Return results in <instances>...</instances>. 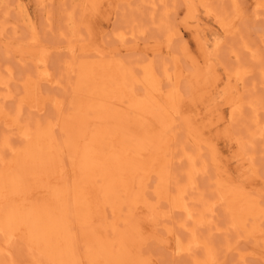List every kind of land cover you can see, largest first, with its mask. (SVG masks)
I'll use <instances>...</instances> for the list:
<instances>
[{"label":"rangeland","instance_id":"374dc122","mask_svg":"<svg viewBox=\"0 0 264 264\" xmlns=\"http://www.w3.org/2000/svg\"><path fill=\"white\" fill-rule=\"evenodd\" d=\"M256 12L251 0H0V264H190V228L214 264H264ZM174 57L179 82L159 65ZM152 62L172 120L126 108L128 93L149 100ZM189 167L188 213H170Z\"/></svg>","mask_w":264,"mask_h":264},{"label":"bare ground","instance_id":"6f19581e","mask_svg":"<svg viewBox=\"0 0 264 264\" xmlns=\"http://www.w3.org/2000/svg\"><path fill=\"white\" fill-rule=\"evenodd\" d=\"M251 5L253 6V7H255V10L258 12V13H264V0H259L258 2H257V0H251ZM22 10V9H21ZM24 10V12H25V9H23ZM22 10V11H23ZM256 12V13H257ZM26 13V12H25ZM27 15V14H26ZM29 16V15H28ZM28 18V17H27ZM70 20V19H69ZM68 20V21H69ZM70 22V21H69ZM28 23V22H27ZM29 23H31V22H29ZM28 23V24H29ZM71 23V22H70ZM27 24V25H28ZM31 25V24H30ZM31 27V26H30ZM73 29V28H72ZM132 31V30H131ZM127 35V33H120V36L118 37V38H120V40H122V39H124V36H126ZM34 40H35V36H33L32 37ZM125 40V39H124ZM170 43V42H169ZM70 49V51L71 52H74V49L72 48V47H70L69 48ZM169 50V49H168ZM167 53H168V51H167ZM170 54V53H169ZM172 62H174V63H172V66H170V67H168V68H166L165 67V64H166V62L164 61L163 63H160L159 65H160V68L162 67V69H163V72H161V73H163L164 75H165V77L166 78H172L173 80H175V81H178L179 82V78H180V75H181V73H180V70H181V68L179 67V64H178V59L176 58V57H174L172 60H171ZM70 65V64H69ZM112 65V64H111ZM114 65V64H113ZM141 65H143V64H141ZM153 62H152V65L149 63V64H145L144 66H143V69H142V71H141V73H142V75H143V79L140 81L141 83H142V85H143V88H144V90H145V93L147 94L146 95V99H147V97H149V102L147 101V103L146 102H144V104H141L140 105V103H143V102H140L141 101V97L140 98H135V96L134 95H130V93H128L129 94V96H128V98L130 99V101H129V103H132V104H134V105H130V104H128V102L126 103V104H128V107H127V105H126V108H128V111H130V112H133V113H137V114H141V115H146V114H148V112H146V110H147V107L149 108L148 110H151L152 109V111H154V110H159L158 108H160V110H161V108H163L164 110L166 109V112H168V117L170 118L171 116V119L170 120H172V118H175V114H173L172 113V115H171V113H170V111L173 109V107L172 106H175V101H174V99H175V94L173 93V87H172V94L171 95H166V98L167 99H169L170 100V102L169 101H167L166 99H164L163 98V96L161 95V87H160V85H161V81H160V78L158 77L159 75H157L156 74V72L157 71H155L154 72V67H153ZM159 65H157L158 67H159ZM115 66V65H114ZM114 66H113V68H114ZM156 67V66H155ZM171 68H173V69H175L176 68V70L174 71L175 73H171V75H170V69ZM154 69V70H153ZM169 69V70H168ZM103 69H101V71H102ZM101 71H99V73H101ZM160 72V71H159ZM97 73V72H96ZM113 73V72H112ZM116 73V72H115ZM48 74V73H47ZM162 74V75H163ZM46 75V74H45ZM97 75V74H96ZM102 74H100V76H101ZM142 75H141V78H142ZM162 75H161V77H162ZM163 75V76H164ZM95 76V75H94ZM110 76V75H109ZM112 76V75H111ZM115 76V75H114ZM113 76V77H114ZM140 77V76H139ZM96 78V77H95ZM108 78V77H107ZM115 78V77H114ZM109 79V78H108ZM110 79H111V77H110ZM109 79V80H110ZM113 79V78H112ZM111 79V80H112ZM95 80V79H94ZM100 80H102L101 79V77H100ZM114 80V79H113ZM119 80L121 81V79H120V77H119ZM173 80H172V82H173ZM106 81H107V79H106ZM139 81V80H138ZM171 81V80H170ZM170 83V82H169ZM177 83V82H176ZM120 84H121V82H120ZM174 84V83H173ZM29 85V84H28ZM116 85H118V84H116ZM123 85V84H122ZM122 85H120V86H122ZM162 86V85H161ZM171 86H173V85H171ZM179 86V85H178ZM104 87H105V85H104ZM103 87V90H104V92H105V88ZM119 85L117 86V89L119 90ZM174 87H176V86H174ZM31 89H33V88H31ZM178 89H179V87H178ZM177 88H176V90L175 91H177L178 90ZM108 90V89H107ZM31 91V90H30ZM122 91L124 92L125 90L124 89H122ZM122 91H120V92H122ZM164 90H163V88H162V92H163ZM169 91V90H168ZM27 92V91H26ZM103 91L101 92L102 94L104 93ZM107 92V91H106ZM108 92H109V95L108 96H110L111 94V92L108 90ZM115 92V91H114ZM115 93H117V91L115 92ZM118 93H119V91H118ZM108 94V93H107ZM121 94V93H120ZM124 94V93H123ZM127 94V93H126ZM163 94H165V93H163ZM117 95V94H116ZM30 96V95H29ZM34 96V95H33ZM113 95H111V97H112ZM126 96V95H125ZM132 96H134V99H136V102H134L135 100L133 99V97ZM144 96V95H143ZM107 98V96H105V94L103 95V99H106ZM123 97V96H122ZM132 97V98H131ZM30 98V97H29ZM28 98V99H29ZM121 98V97H120ZM120 98H117V100L118 99H120ZM126 98V97H125ZM128 98H126V99H128ZM32 99V98H31ZM31 99H30V102H31ZM33 99H34V97H33ZM107 99H110V98H107ZM145 99V100H146ZM111 100V99H110ZM123 99H120V101H122ZM131 100H132V102H131ZM34 101V103L36 102L35 100H33ZM103 101V100H102ZM106 100H104V102H105ZM109 101V100H108ZM174 101V102H173ZM26 103V105H29V104H31L30 102H29V104H27V102L28 101H25ZM107 102V101H106ZM137 102H140V103H137ZM33 103V104H34ZM149 103H150V106H151V109H150V106H149ZM38 104V103H37ZM136 104V105H135ZM174 104V105H173ZM42 105V104H41ZM31 106V105H30ZM133 106V107H132ZM35 107H36V105H35ZM32 108V107H31ZM173 112H175V110H173ZM6 116V115H5ZM174 116V117H173ZM3 118V117H2ZM5 118V117H4ZM1 119V118H0ZM6 119V118H5ZM8 119V118H7ZM174 123V122H173ZM15 129V128H14ZM25 133V132H24ZM24 136H27V134H25ZM4 142V143H3ZM3 142H1L0 141V143H1V145H0V149L1 148H3V147H7V148H10L11 146H10V141H3ZM3 143V144H2ZM12 150V149H11ZM5 152V151H4ZM2 152L0 151V162H2L3 161V157H2ZM144 154V153H143ZM185 156H186V154H185ZM185 158V157H184ZM119 159V158H118ZM185 159H188V158H185ZM122 162H123V160H122ZM190 162H191V160H190ZM9 163V162H8ZM126 163V162H125ZM191 166H192V164H191ZM130 168V167H129ZM143 169H145V168H143ZM196 169V168H195ZM193 170H194V168L193 167H189V169H186V171L185 172H187L188 173V180L187 181H185L184 183H185V185L183 184H180L178 181H175V190H174V193L173 194H171V195H169V196H171V198L170 199H172V203H170V201H169V204H168V208H169V212L170 213H172L174 210H181V211H185L184 212V214H186V211H187V213H188V209H187V205H186V200H185V197H183V194H184V192H186L185 190L187 189V187H189V189H191V188H193L194 189V180H193V175H194V173H193ZM159 171V170H158ZM186 174V173H185ZM186 177V176H185ZM173 184V183H172ZM223 191V190H222ZM203 192V191H202ZM226 193V192H225ZM235 196H237V195H235ZM64 197V196H63ZM87 199V198H86ZM60 200V199H59ZM88 200H90V199H88ZM86 203V202H85ZM88 203V202H87ZM194 203H196V201L194 202ZM51 204V203H50ZM35 206V205H34ZM204 206V204L202 205V207ZM192 209V208H191ZM206 209H207V207H206ZM190 210V209H189ZM66 211V210H65ZM180 212V211H179ZM190 213V215H191V213L193 212H191V211H189ZM197 213H198V211H197ZM201 213V212H200ZM189 214H187V215H189ZM192 214H194V213H192ZM204 215V214H203ZM185 216V215H184ZM207 218V217H206ZM9 220V219H8ZM7 220V221H8ZM200 220H202V217H201V219ZM204 221V220H203ZM14 223H16V222H14ZM184 223V222H183ZM64 224V223H63ZM50 225V224H49ZM183 225V224H182ZM184 226V225H183ZM184 227H186V226H184ZM201 227V226H200ZM50 228H51V226H50ZM51 230V229H50ZM52 230H54V228L52 227ZM189 231H190V235H191V238H190V236H189V240L187 241V243H186V245H184V247H183V249L185 250V252H187V255H188V257L190 258V260H191V263L190 264H214L213 262H215V256H214V254H213V250H212V247H211V242L209 241V239H200V237L199 236H197L198 234H196L195 233V231H194V228H190L189 229ZM55 232H56V230H55ZM18 233V232H17ZM42 233V232H41ZM46 233V232H45ZM50 233V232H49ZM202 234V233H201ZM46 235V234H45ZM58 235H61V233H58ZM187 235H189V233L187 234ZM18 236V235H17ZM47 236H48V234H47ZM42 237V236H41ZM42 238H44V237H42ZM48 238H50V236H48ZM59 238V237H58ZM63 238V237H62ZM46 238H44V240H45ZM60 240H64V238L63 239H61V237H60ZM59 240V241H60ZM46 242L48 241H50V242H52L51 241V239L49 240H45ZM58 241V240H57ZM57 241L55 242V243H53V244H56L57 243ZM62 241L60 242L61 243V245H62ZM66 241V240H65ZM45 244V243H44ZM59 244V243H58ZM52 245V244H51ZM54 246V245H53ZM59 246V245H58ZM51 247V246H50ZM193 247H197V248H199V249H201L202 250V254H201V256L200 257H197L195 254H194V251L192 250L193 249ZM2 249V248H1ZM52 249V248H51ZM53 250V249H52ZM4 251V250H3ZM52 252V251H51ZM2 254H3V252H2ZM55 255V254H54ZM240 258V257H239ZM78 262H79V260H77ZM190 262V261H189Z\"/></svg>","mask_w":264,"mask_h":264}]
</instances>
